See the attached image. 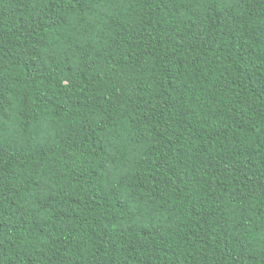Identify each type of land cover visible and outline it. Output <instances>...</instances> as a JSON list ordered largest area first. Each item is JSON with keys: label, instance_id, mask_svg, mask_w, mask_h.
Listing matches in <instances>:
<instances>
[{"label": "trees", "instance_id": "1", "mask_svg": "<svg viewBox=\"0 0 264 264\" xmlns=\"http://www.w3.org/2000/svg\"><path fill=\"white\" fill-rule=\"evenodd\" d=\"M0 264H264V0H0Z\"/></svg>", "mask_w": 264, "mask_h": 264}]
</instances>
